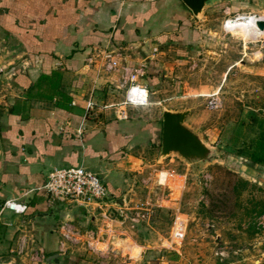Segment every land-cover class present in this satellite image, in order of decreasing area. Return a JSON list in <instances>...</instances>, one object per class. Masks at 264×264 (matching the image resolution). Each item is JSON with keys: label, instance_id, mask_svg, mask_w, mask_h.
<instances>
[{"label": "crops", "instance_id": "crops-1", "mask_svg": "<svg viewBox=\"0 0 264 264\" xmlns=\"http://www.w3.org/2000/svg\"><path fill=\"white\" fill-rule=\"evenodd\" d=\"M189 10L182 0H0V207L9 197L28 204L24 214L0 209V259H17L9 252L22 240L57 251V223L86 222L83 207L46 205L39 187L49 169L82 163L121 197L131 172L147 160L134 148L138 140L161 146L154 101L118 118L117 73L86 58L101 48L118 50L129 64L145 63L141 81L154 89L163 75L156 58L164 43L185 38L171 33ZM206 13L207 7L202 19ZM53 70L60 72L56 87ZM89 99L93 112L83 119ZM146 107L153 114L143 120L138 113Z\"/></svg>", "mask_w": 264, "mask_h": 264}, {"label": "rangeland", "instance_id": "rangeland-1", "mask_svg": "<svg viewBox=\"0 0 264 264\" xmlns=\"http://www.w3.org/2000/svg\"><path fill=\"white\" fill-rule=\"evenodd\" d=\"M189 11L171 33L185 38L156 52L163 75L149 100L158 125L163 108H187L185 121L214 147V160L193 166L175 153L162 157L160 144L154 149L141 138L134 148L148 161L131 172L121 193L140 216L119 236L122 250L99 256L73 246L49 264H264V164L246 155L264 129V29L251 15L264 17V0L216 1L204 19ZM227 18L243 24L226 30ZM139 112L143 120L153 114L150 107ZM176 218L185 223L178 239L172 236ZM40 247L29 242L22 253H9L16 264H32L29 256ZM42 248L44 256L55 250Z\"/></svg>", "mask_w": 264, "mask_h": 264}, {"label": "built area", "instance_id": "built-area-1", "mask_svg": "<svg viewBox=\"0 0 264 264\" xmlns=\"http://www.w3.org/2000/svg\"><path fill=\"white\" fill-rule=\"evenodd\" d=\"M228 20L229 18L224 21V29L231 30ZM86 61L88 64L99 62L100 69L105 73H117L118 77L113 86L123 90V97L113 103L115 108L119 107L116 110L118 118L126 117L129 107L150 102V89L141 81L146 72L144 62L129 64L122 59L118 50L107 47L88 55ZM210 102L216 105L215 100ZM93 107V100H87L83 119L92 114ZM39 188L44 190L48 206L62 205L68 210L78 206L85 209L84 216L87 219L84 224L75 223L74 218H62L58 225L60 235L58 250L64 253L73 246L84 247L99 256L122 250L116 245L119 236L128 235L139 220L140 212L131 213L127 206L117 203L118 197L110 192L102 177L82 163L52 167L47 171L45 180ZM27 208V202L19 197L5 198L0 207L16 214H24ZM184 230V220L176 218L172 229L173 238H180ZM24 244L22 240L16 249L18 253L24 251L26 247ZM29 257L32 264H36L38 260L42 261L43 248L40 247L39 251L31 253ZM0 264L16 263L10 259H0Z\"/></svg>", "mask_w": 264, "mask_h": 264}, {"label": "water", "instance_id": "water-1", "mask_svg": "<svg viewBox=\"0 0 264 264\" xmlns=\"http://www.w3.org/2000/svg\"><path fill=\"white\" fill-rule=\"evenodd\" d=\"M185 5L196 16L200 15L202 11L209 4L216 1L223 0H182ZM256 25L260 29H264V17L258 13H253ZM188 109H162V133H161V146L159 155L165 157L171 153L177 154L185 162L193 166H201L210 163L215 158V149L210 145L207 140L186 121L185 117ZM117 203L124 204V199L117 198ZM36 214H42L37 212ZM30 216L29 219L33 217ZM65 253L57 250L45 255L42 262L45 264L53 263L57 259H61Z\"/></svg>", "mask_w": 264, "mask_h": 264}, {"label": "trees", "instance_id": "trees-1", "mask_svg": "<svg viewBox=\"0 0 264 264\" xmlns=\"http://www.w3.org/2000/svg\"><path fill=\"white\" fill-rule=\"evenodd\" d=\"M52 75H54V81L52 82V85L56 87L58 85V80L60 77V72L57 70L52 71ZM45 76V75H43ZM65 97V94L62 93ZM248 149H246V155L253 161L263 163L264 164V129L260 130L257 137H255L251 145L247 146ZM243 151H245L243 149ZM70 264H74L73 262H70Z\"/></svg>", "mask_w": 264, "mask_h": 264}, {"label": "bare ground", "instance_id": "bare-ground-1", "mask_svg": "<svg viewBox=\"0 0 264 264\" xmlns=\"http://www.w3.org/2000/svg\"><path fill=\"white\" fill-rule=\"evenodd\" d=\"M251 15L253 16V14H251ZM252 21L254 23H256L255 20H254V17H253V20ZM228 22H229L228 24L230 26V29L231 28L235 29V28H238V27L240 28L242 26V24H243V23L239 22L238 20H229ZM256 38H259V37H256Z\"/></svg>", "mask_w": 264, "mask_h": 264}]
</instances>
